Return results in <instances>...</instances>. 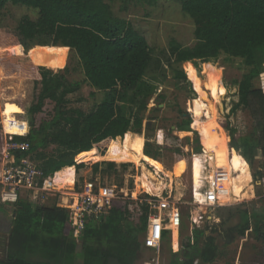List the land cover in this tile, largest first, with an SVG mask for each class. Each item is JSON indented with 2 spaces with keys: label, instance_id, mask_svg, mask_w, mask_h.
<instances>
[{
  "label": "trees",
  "instance_id": "16d2710c",
  "mask_svg": "<svg viewBox=\"0 0 264 264\" xmlns=\"http://www.w3.org/2000/svg\"><path fill=\"white\" fill-rule=\"evenodd\" d=\"M126 1L154 6L167 0ZM172 1L177 2L181 13L192 21L193 44L183 46L172 38L164 48L155 51L129 21L114 18L103 0H0V16L8 5L37 12L36 20L22 16L14 29L4 31L0 49L12 47L17 53L27 51L32 45L42 49L26 63H13L0 57L1 78H37L40 87L36 102L29 105L24 114L21 110L14 113L18 114L19 129L14 140L29 144L27 152L16 156H29L44 177L56 173L54 180L58 182L66 179L73 182L75 171L76 183L88 176L91 179L99 176L102 181L105 175L115 172L114 160L134 161V158L145 156L151 161H160L162 152L168 150L155 147V143H145L141 153V146H136L133 140V135L142 131V118L149 111V97L155 94H144L147 90L145 79L153 76L158 86H163L164 92L156 98V103L162 104L169 85L180 92L186 88V75L181 67L185 64L188 77L193 79L192 73L195 78L198 92L195 101H199L202 91L190 62L226 56L244 64L234 83L237 101L230 115L240 111L247 120L245 152L241 156L236 153L239 150L236 129L228 121L223 127L241 163V171L230 187L225 189L226 186L219 185V146L216 143L210 148L208 125L205 127L181 113V122L175 130L191 132L194 153L201 154L202 147L208 157L210 194L214 199L215 188L219 190L217 197L222 203L227 191L232 201L235 194L241 196L252 188V183L256 189H264V91L257 86L260 70L255 58L257 50H264V0ZM57 46L72 53L81 81L70 83L60 71L47 68L46 55L53 53ZM209 66L212 67L209 64L204 67L208 79ZM84 85L96 91L90 95L94 99L92 105L88 109L72 107L70 97ZM222 90L225 93L223 86ZM95 94L101 96V100H96ZM126 94H129L127 117L121 109ZM46 101L54 104L55 116L37 128L35 116L42 112ZM157 112L155 108L149 113L156 115ZM145 131L147 134L151 131L148 124ZM211 141L215 142L213 138ZM257 152L262 161L256 166ZM2 158L3 131L0 128V168ZM162 192L151 195L146 191L151 196H159ZM47 194L52 193H33L31 199L21 197L12 205L11 212L0 202V233H8L5 257L1 259L4 263L107 264L109 258L121 264L137 263L145 247L148 216L152 213L149 204H137L136 223L134 217L130 219V202L112 207L99 220L87 217L80 234L75 236L70 227L69 211L58 207L57 200L45 205L41 200ZM198 209L203 213L205 207ZM228 210L224 218L217 215L218 221H207L203 228H194L180 249L170 253L169 264H214L224 257L217 238L226 246L243 239L248 231L256 239L264 238V208L248 212L235 206ZM233 220L235 225L227 227ZM163 228L166 230L162 241L168 240L171 230L174 239L175 234L178 237L177 213Z\"/></svg>",
  "mask_w": 264,
  "mask_h": 264
},
{
  "label": "rangeland",
  "instance_id": "374dc122",
  "mask_svg": "<svg viewBox=\"0 0 264 264\" xmlns=\"http://www.w3.org/2000/svg\"><path fill=\"white\" fill-rule=\"evenodd\" d=\"M103 2L110 7L114 18L129 21L132 27L146 39L150 48L155 51L164 48L172 38L183 46H191L193 44L192 21L181 13L177 2L174 3L172 0L159 1L154 6L136 4L126 0H103ZM22 16H29L30 19L36 20L37 12L24 7L6 6L0 16V37L4 36V31L14 29ZM40 49L32 45L27 51L17 53L14 48L7 47L0 49V57H6L13 63H26ZM53 49V53L46 55L47 68L53 71H60L70 83L81 81L82 76L79 69L76 68L72 53L63 46H57ZM255 58L260 70V79L257 86L264 91V50H257ZM190 63L195 69L196 78L200 83L199 90L202 91L199 101H195L198 98L194 82L195 78L192 73L191 77L193 79L188 77L185 71V64L181 67L186 75V88L180 92L169 85L165 89V101L162 104H157L156 98L159 93L164 92L163 86H158L159 82L153 76L145 79L147 90L144 94H155L149 97V111L142 118V131L134 134L133 140L135 139L136 146H141V153L145 143H155V147L168 150L167 152H162L160 161L153 160L163 171L156 174L153 168L144 160L145 156H140L134 158V161L129 159L114 160L115 172L109 176L105 175L102 179L103 182L98 176H95V179L103 186L114 185L118 187L120 193L127 191L133 198L137 200L140 198V203H149L150 211L152 213H159L158 211H160L161 217L166 222L172 218V215L177 213L178 229L176 232H178V237L175 234L176 238L174 239V234L171 230L168 240L161 241L157 255L153 249L144 247V250L139 253L136 264H169L170 253L180 249L183 241H185L184 239L192 235L191 230L193 227L203 228L207 221H218L217 215L224 218L228 214V208L237 206L241 210H247L248 212L253 209L264 208V189H256L252 180L253 187L248 188L241 196L235 194L232 201H229L230 195L227 191L224 193L225 202L222 203L217 197L219 192L217 189L214 194V205L206 206L196 202L204 193L208 194V192H211V186H209L210 168L208 166V157L203 153L202 147L201 154L194 153V137L192 133L184 132L181 134V132L175 130V126L181 122V113L188 114L193 120L201 122L205 127L208 125L211 139L215 140L213 142L210 139V148L213 149L216 143L219 146V172L221 176L219 185L226 186L225 189L230 187L232 180L240 173L241 163L235 157L234 151L229 144L228 134L223 127L225 122L228 121L236 129V140L239 144V150L235 152L239 155L244 154V136L247 132V120L240 111L230 115V109L237 101V87L234 83L239 79L244 69L243 62L221 56L215 60ZM205 64L212 66H209V79L205 73ZM37 82V78L28 80L0 77V128L2 131L18 132V114L15 115L14 113L17 110H21V114H24L26 108L36 102L40 89ZM222 86L225 89V93L222 90ZM95 92L86 85L82 86L76 94L70 97L71 106L88 109L94 101L90 95ZM128 96L129 94L124 95L121 101V109L126 117L128 116ZM95 99L101 100V96L95 94ZM155 108L158 109L157 114L150 115V110ZM55 112L54 104L46 101L42 112L35 116L36 127L38 128L44 121H49L55 116ZM147 124L151 129L148 134L145 131V125ZM254 160L256 166L261 163L259 152L255 154ZM86 171H90L89 168ZM250 172L252 173L251 170ZM143 175L158 184L161 183L160 180L164 182L165 186L161 190L163 192L159 196H151L154 195V192L146 187L142 179ZM250 178L251 174L248 177V181ZM74 179H76V174ZM88 179H91V176L78 180L77 183L80 184L82 180ZM78 184H76L75 190L78 189ZM71 185L70 183L62 182L58 184V187L64 188ZM64 189L65 192L71 191V188ZM146 191L151 195L146 193ZM30 197L32 196L27 197L26 193L22 194V198L27 199ZM68 198L66 197V203H70ZM250 198L253 199L247 201ZM55 200L62 203L60 196L53 194L44 195L41 201L45 205H51ZM200 206L205 207L203 213L198 209ZM11 207L12 205L5 206L6 210L10 212ZM219 209L223 210L219 211ZM191 215L194 218L198 217V219L195 218L192 221ZM201 216L203 217L202 221L200 219ZM134 222H137V218L134 219ZM233 225H235L234 220L229 222L227 227ZM7 238V232L0 233V259L5 257ZM223 243V240L221 241L220 238H217V244L224 257L217 260L214 264H264V238L256 239L248 231L241 240H235L228 246L222 245Z\"/></svg>",
  "mask_w": 264,
  "mask_h": 264
},
{
  "label": "built area",
  "instance_id": "2783aa9c",
  "mask_svg": "<svg viewBox=\"0 0 264 264\" xmlns=\"http://www.w3.org/2000/svg\"><path fill=\"white\" fill-rule=\"evenodd\" d=\"M14 136V134L3 131V158L0 168V202L2 204L14 205L23 193H26L27 197L33 193L57 194L63 203L58 201L57 206L69 211L70 227L75 236H78L83 229L85 218L92 217L99 220L107 210L114 206L130 202L128 206L130 219L137 218L139 212L137 204L141 202L140 198L138 200L133 198L127 191L120 193L118 187L114 185L103 186L95 178L82 180L80 184L76 183L74 179L75 181L71 186L64 187L71 188V191L65 192L63 187H58L54 182L56 173L44 177L29 156H16L17 153L27 152L29 144L27 142H16ZM74 183L78 184L77 190H75L76 184ZM215 191H217V188H215ZM66 197H69L70 203H66ZM196 202L200 205L211 206L215 204V199L208 192V194L204 193ZM158 212L149 214L148 228L144 240L145 248L153 249L156 255L160 249L163 231L166 230L163 228L166 220L161 217V212ZM190 217L192 221L195 218L198 219V217L194 218L192 215ZM200 219L202 221L203 217L201 216Z\"/></svg>",
  "mask_w": 264,
  "mask_h": 264
},
{
  "label": "bare ground",
  "instance_id": "6f19581e",
  "mask_svg": "<svg viewBox=\"0 0 264 264\" xmlns=\"http://www.w3.org/2000/svg\"><path fill=\"white\" fill-rule=\"evenodd\" d=\"M5 132L6 133H10V134H16L15 132H12V131L7 132L5 130ZM144 160L153 168V170H154V172H156V174H159L160 172L163 171V169L156 162L151 161V160H149L147 158H145ZM142 179H143L144 183L146 184V187L150 191L154 192V194L158 193L159 191H161L163 189V187L165 186V184H164V182L162 180H160L161 183L158 184V183L153 182L152 180H150V178H147L146 175H143ZM54 182H55V184L57 186H58L59 183H62V182H66V183H70V184L73 183L71 179H66V180H63L62 182H58V181L54 180Z\"/></svg>",
  "mask_w": 264,
  "mask_h": 264
},
{
  "label": "water",
  "instance_id": "95a60500",
  "mask_svg": "<svg viewBox=\"0 0 264 264\" xmlns=\"http://www.w3.org/2000/svg\"><path fill=\"white\" fill-rule=\"evenodd\" d=\"M0 264H6L0 259ZM107 264H121L117 259L109 258Z\"/></svg>",
  "mask_w": 264,
  "mask_h": 264
},
{
  "label": "crops",
  "instance_id": "0c3cea01",
  "mask_svg": "<svg viewBox=\"0 0 264 264\" xmlns=\"http://www.w3.org/2000/svg\"><path fill=\"white\" fill-rule=\"evenodd\" d=\"M181 133H184V132H181ZM185 133H189V132H185ZM121 140V139H120ZM76 180V179H75ZM251 199H253V198H250V199H247V201L248 200H251ZM147 228H148V226H147ZM172 232V231H171Z\"/></svg>",
  "mask_w": 264,
  "mask_h": 264
}]
</instances>
